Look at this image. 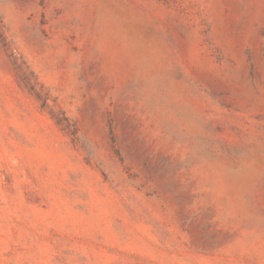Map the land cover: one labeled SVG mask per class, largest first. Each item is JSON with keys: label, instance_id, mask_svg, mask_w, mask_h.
Instances as JSON below:
<instances>
[{"label": "rangeland", "instance_id": "obj_1", "mask_svg": "<svg viewBox=\"0 0 264 264\" xmlns=\"http://www.w3.org/2000/svg\"><path fill=\"white\" fill-rule=\"evenodd\" d=\"M0 264H264V0H0Z\"/></svg>", "mask_w": 264, "mask_h": 264}]
</instances>
